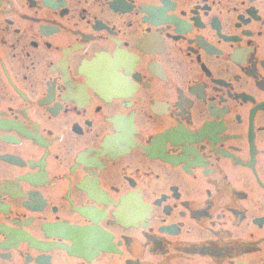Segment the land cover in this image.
Returning <instances> with one entry per match:
<instances>
[{
  "label": "flooded vegetation",
  "instance_id": "obj_1",
  "mask_svg": "<svg viewBox=\"0 0 264 264\" xmlns=\"http://www.w3.org/2000/svg\"><path fill=\"white\" fill-rule=\"evenodd\" d=\"M0 264H264V0H0Z\"/></svg>",
  "mask_w": 264,
  "mask_h": 264
}]
</instances>
